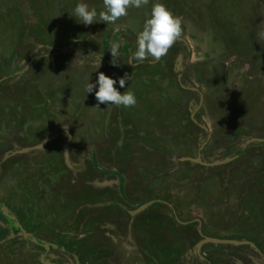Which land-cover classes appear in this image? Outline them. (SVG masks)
Listing matches in <instances>:
<instances>
[{"label": "flooded vegetation", "instance_id": "obj_1", "mask_svg": "<svg viewBox=\"0 0 264 264\" xmlns=\"http://www.w3.org/2000/svg\"><path fill=\"white\" fill-rule=\"evenodd\" d=\"M17 1L19 2V0ZM28 1L32 4L37 1L40 2L35 8H28L27 6V9L18 10L16 7L18 3L15 4L16 0H0V11L3 10L9 15H4L2 12L1 14L7 16L9 20L12 19V17L14 20L16 19V21L20 23L17 30L19 29L18 32L23 34V39L18 42L21 52L19 51L20 54L18 58H13L12 62L19 64L20 61L23 62L26 60L25 57L30 56L33 58L32 68L29 67L28 72H26L25 75L19 76V78L18 76H14L16 72L13 74L5 73V70H8V68L12 70L10 68L11 60L0 58V163L3 161L2 155L7 151H13L14 154L12 159L5 161V164L0 167V174L15 179L20 184H23V188L26 189H31L33 184L36 183L35 176L48 175L51 178V187L49 185L51 192L54 196L57 195L59 197L63 195L66 203L63 211L64 217L58 220V226L43 225L39 227L38 225L36 229L30 232L19 218H12L11 214L5 215L2 211V203H0V215L3 218V223L7 226L5 227V225L1 223L5 228L6 235L0 240V264H200V262L201 264H211L209 257L213 258V255L220 250L214 249L216 246L213 244H207L198 251L196 245L205 238L234 240L235 238L230 235L231 233H217V236L213 231L208 230L207 227L212 224V221L209 217L207 218L205 212L199 211V214L192 212V210H195L193 205L187 207L182 203L174 202L168 206V203L162 199L151 198L149 191L146 189L147 184L138 188L136 197L127 194L128 191L125 190V187H122L123 185H120V181V184L117 182L116 184L113 183L114 186L103 188L101 183L113 181L116 175H113L114 173L111 169H104L99 165L97 161L99 158L96 153H93V155L86 153L85 149H87V147L82 146L84 143L81 144L80 149V154L84 159H81L79 165L74 164L72 169H65L62 162L56 161L54 163L53 159L51 161L52 169L25 170L23 168L24 164H26L25 167H27L29 163L25 158L26 156H24L21 151L26 148L40 145V138H46L45 134L41 132L38 134L36 130L32 131L42 122L37 123L30 116V114L36 115L39 109L44 107L43 105L37 104V97L45 96L42 78L45 74L47 75L49 73V70L54 68L56 63L58 64L61 60L66 61L70 58L69 55H63L62 51L55 48L53 41L43 36L44 26L41 27L37 19L38 16L40 17L42 13H45V11L39 9L40 4L45 2L48 6L51 4V0ZM87 1L92 2L95 0ZM54 2L53 0L52 3L54 4ZM70 2L74 4L75 1L70 0ZM80 2H82V0H80ZM57 3L55 2L56 6ZM182 6L186 9L185 3L184 5L182 4ZM97 13L99 12L97 11ZM28 16L35 19L34 24L24 21V17ZM179 17L182 18L181 15ZM260 19V23L263 24L264 17L261 16ZM145 20L146 19L143 21L145 22ZM24 23L25 25H23ZM38 26H40V28ZM95 27L97 29V36H100L105 30V27L101 25L100 27L98 25ZM261 27L262 26L257 25L258 30L251 34L252 36H250L248 39L249 42H247L248 50L252 49L251 51L256 55L255 58L242 59L239 43L221 35L224 38V47L228 46L227 50L231 48V51L237 55L235 56V61H225L226 58L222 60L219 57V71L214 73L212 67L214 59L195 58L191 62L190 52L188 58H186V62L184 59L181 61L183 63L181 67L182 72L180 73L181 77H178V74H176L172 68L173 79L168 83V87H170L169 90L167 89L168 87H166L167 85L164 86L160 84L156 96L159 104L151 105L154 106L155 112L159 114L158 118H160L161 123L169 121L172 127L182 125L183 123L181 124V121L183 120L182 113L184 106H189L191 101L194 104H198V94L202 96L201 106L203 107L205 95H203V91L199 89L198 85L206 89H209V87L212 88L213 95L224 94L223 102H228L233 107H240L242 102H240L239 98H235V96L231 94V89L235 90L233 87L237 83L235 81L237 79L234 78L235 76L232 77V73L234 72H239L240 76L242 75L240 77L242 84L239 85L238 89L239 95L242 94V100L247 102H251L253 99L257 100L254 98V94L257 93H261V95L264 96V91L258 90L255 93L253 91V88L257 87L259 84L257 82V77L259 76L257 72H261L262 68L260 66L264 65V45L261 43L262 38L260 36L262 32ZM84 28L88 27L83 25L81 29ZM182 28L184 33L185 27L183 25ZM203 29L205 28L203 27L201 31H203ZM250 30H252L251 27L249 28V31ZM50 33L52 32L50 31ZM94 42L96 41L92 40L90 34V38H85L82 43L83 45L86 44V47H83V51L86 54L88 53L94 56L93 61L90 63L85 62L83 67L93 68L94 61L98 56L102 57L100 66H111L112 58L106 59V55L102 53L99 54L96 50V46H94ZM125 42L127 43L129 41L125 39ZM121 44L123 43L121 42ZM128 45L131 47L130 42ZM176 45L177 51L173 50L172 53L170 52L169 55H166V60H173L174 57L177 58L180 54L183 55L184 52L187 53V51L189 52L190 50L185 41H178ZM127 49L128 48L125 47V50ZM125 50L122 49L118 60L120 61L121 59L128 67L137 66L134 62H132L131 65L129 64L130 53L126 54ZM128 51L131 52L132 50L128 49ZM199 54L200 53H198V55ZM124 58L127 60H124ZM188 59L189 62L187 61ZM145 62L149 66L153 64L149 61ZM172 62L174 63V61ZM16 64L12 66H16ZM157 69L160 70L161 75L166 73L169 75L166 67L162 68V65H159ZM17 72H20V70ZM214 76L215 78L212 80V83H210L209 78H213ZM155 77L156 76L153 78L154 81L157 78ZM192 77L196 80L197 84L192 85ZM145 85L150 87L148 84ZM186 85L195 88L197 93L187 89L189 87ZM133 89H135V87ZM175 91L177 93H181V91L189 93L187 99L189 101L187 103L186 101L182 102L181 96L174 95L176 93ZM148 92V90L143 93L139 91L138 95L148 97ZM165 94L169 95L170 99H165ZM248 95L250 98H248ZM145 103L146 102L143 104L144 106ZM168 103H170L169 107L167 106ZM167 108L170 110L175 108L177 111H182V113L174 118H168L167 116L169 113ZM185 111L187 112V110ZM196 113L198 112L193 111V115L196 116ZM185 117L189 121L190 114H186ZM111 128H113L112 125H102L99 129L101 134L99 138H101V141L99 139H97V141L106 144L109 148H114L118 145V141H116L115 138V134L116 132L118 133V130L116 128ZM142 129H146V127L143 126ZM56 132L58 133V141L56 139L52 144L56 147L57 142L59 144L58 149H60L61 146H64L63 143H67V139L61 140V136L65 132L62 128L58 127ZM143 132L147 134L145 131ZM206 136L208 135H202L203 138ZM171 137V142L168 146L165 147L160 143L154 142L156 144V146H154L155 150H151L148 147L145 150L157 151L166 148L167 150H171V152L168 153V155H171L176 152L175 149H171V145L173 143L180 144V142L176 141V137ZM147 138L148 137L144 140L137 139L135 142H147V140H150ZM91 140L93 139H89L88 141L90 142ZM153 141L159 142L160 140L154 139ZM119 149L121 150V148ZM53 151L54 150L49 149L47 145L42 151L35 150V154L31 156L33 157L32 159L36 158L35 160L38 159L40 164L45 165V163L49 162V156L52 158L54 157ZM186 151L187 150H184V153H186ZM45 155L46 158L44 159L43 157ZM146 166L148 165L146 164ZM115 172L118 173L119 178L120 176L123 178L122 180L124 183V177L119 175L118 170ZM145 172L147 171L145 170ZM145 172H142L140 167L136 171L137 176L141 173L145 175ZM155 172L161 176L165 173L162 170ZM146 175H148V173H146ZM145 180L147 181V179ZM98 186L101 188H98ZM139 189H141V191ZM121 190L122 192L120 193ZM260 190L262 192L263 188H260ZM163 194H165L164 191ZM137 210H139V213L136 212ZM196 212H198V210ZM254 215L256 216V214ZM259 220L260 219L254 221L257 223ZM153 224L158 226L160 232L169 231V233H173L176 237L180 238L172 244L166 243L167 247L164 243L162 247L160 244H157V247L153 246L150 243L151 237H154L151 231L156 230ZM23 232L30 234L29 238H23L25 244L28 245V241L33 242L34 247L37 248L38 251H41L40 254L26 257L29 255L27 249H24L23 245L17 247L12 246L11 249L8 250L6 245L7 242H5L6 238H9L8 240H14L15 237L12 235L19 236ZM218 246L220 248L227 247L225 245ZM262 251L264 250L260 249V251H255L252 249L255 255L258 257L262 256L259 262L264 258V253ZM29 253L31 252L29 251Z\"/></svg>", "mask_w": 264, "mask_h": 264}, {"label": "rangeland", "instance_id": "obj_2", "mask_svg": "<svg viewBox=\"0 0 264 264\" xmlns=\"http://www.w3.org/2000/svg\"><path fill=\"white\" fill-rule=\"evenodd\" d=\"M52 1L53 0L50 1L51 4H49L48 6L45 2L40 4L39 9L45 11V13H42L40 17L39 16L37 17L38 22H40L39 25L41 27L44 26V30L45 27H48L51 30L52 37L54 40L53 45L55 48H58V50L62 51L63 55H69V56L74 55L75 57L78 56L79 58H82L84 63L92 62L94 57L92 56V54H88V53L86 54L83 51V47H86V44L83 45L82 43L85 40V38L87 37L90 38V34L92 40L98 41L101 43V45H103L100 48V51H102L101 53L103 55H106L105 56L106 59H109L111 58V55L109 53L110 45L111 42L115 40H120L123 43L121 44L120 52L122 51V49L125 50V47L131 49L133 52L136 51L137 35L139 31L142 30L144 24L143 20L149 18L153 4L162 3L166 6V8L170 12H172L174 16L177 17H179L180 15L182 16L183 18L182 25L186 28V32L183 33L182 38L178 41H182V42L185 41L186 45L190 49L189 52L188 51L187 53L184 52L183 55L180 54L177 58L174 57L173 60L170 61L168 59L166 60L165 59L166 56H165L160 61L151 64L152 66H149L146 62H144L143 64H139L135 67L127 66L126 71L125 68L117 71L119 76L118 79L124 77L125 74H128L130 76L129 80L126 81L125 87L122 88V90L123 92L132 91L135 94L137 100L135 107L124 108L121 110L118 109L117 115L113 114V116L118 118L120 122H122L121 120H123V123L125 125L131 127L130 131L128 132L129 134L134 133V131L137 130L138 128L139 129L143 128V123H144L143 115H142L143 111H141V109L149 110V108H151V105H154L153 102L145 106L141 105L144 104L146 97L139 96L138 92L142 91L143 93L146 92L147 90L148 91L155 90L154 87H157L159 84L157 83V80L161 81L162 79L167 78L169 79L167 81H171L173 79L172 68L173 71L176 74H178L177 76L181 77L180 73L182 72L181 67L183 65L181 61H183L184 59L186 62V58H188L190 52H191V60H190L191 62L195 58L214 59V62L212 63V67L215 73L219 71V67H218V64L220 63L218 62L219 57L222 60L226 58L225 61L229 58V56L230 58L233 57L231 55L233 53V51H231V48L227 50L228 46L224 47V38L222 36L234 41H238V38H240L241 39V43L239 42L240 43L239 46L241 47L240 51L244 52L248 50L247 42H249L248 39L250 38V36H252L251 34H253L254 31L258 30L257 25L262 26L261 27L262 32H264V27H263L264 23L263 24L260 23L261 20L260 17L261 16L264 17V0H149V4L140 9L129 8L128 15L118 20L115 25L104 24L103 22L99 21V17L97 16L96 23L86 26L88 28H84V29H81L84 24H82L79 19L73 16V11H72V9H74L76 4L80 3V0H74L75 1L74 4L70 2V0H59L58 3L56 2L57 6L55 5V2L53 4ZM39 2L40 1H37L32 4L28 0H19V2L16 0L15 4L18 3L16 7L18 10H20V9H27V6L28 8L30 7L35 8ZM82 2L88 4L89 9L95 8L96 11L98 12L103 10L102 0H98V1L95 0L92 2H88L87 0L85 2V0H82ZM184 3L186 9L185 7L182 6V4L184 5ZM1 12L4 15H9L7 12H4L3 10L0 11V58L1 59L7 58L11 60L10 68L12 70H9L8 68V70H5V73L13 74L16 72L14 76H18L19 78V76L23 74L25 75V73L28 72L29 67L32 66L33 58L30 56L25 57L26 60H24L23 62L20 61V63L22 62L21 64L20 63L16 64L12 62V59L16 57L18 58L21 52L19 50L18 42H20L23 39V34L21 35V37H19V32H18L19 29L17 30V27L19 26L20 23H18L16 19L14 20L13 17L12 19H10L11 20L10 21L9 18L7 16H3ZM24 21L33 24L35 23V19L29 16L24 17ZM23 25H25V23ZM96 25H98L99 27L100 25L102 27L103 26L105 27V30L102 32L100 36H97L96 34L97 31L95 27ZM40 26L38 27L40 28ZM116 26H120L122 30L119 34L114 35L113 29ZM249 26L252 29L250 31H249L250 28ZM203 27L205 29L201 31ZM105 31H108V33L105 34ZM85 34L87 36H85ZM125 39H127V41L131 43V47L130 45H128L129 42L127 43L125 42ZM178 41L176 43H178ZM261 43L264 45V38H262ZM176 47L177 45L175 44L169 50L167 55H169L170 52L172 53L173 50H176L177 49ZM128 49L125 50L126 54L133 53L132 51L131 52L128 51ZM198 53L200 54L198 55ZM234 59L230 61H235ZM124 60L127 59L124 58ZM172 61H174V63ZM187 61L189 62V59ZM14 64H16V66H12ZM159 65H162V68L166 67L168 69L169 75L167 73L163 75L159 74L160 70L157 69ZM19 70L20 72H17ZM257 73L258 75L261 74L259 71ZM154 76L157 77V78L155 77L156 78L155 81L153 80ZM241 76L239 72L232 73V77L237 79L235 80L237 83L233 87V89L235 90L231 89V94L235 96V98H239L240 102H242V104H240L241 109H245V107L247 106V110L250 112V114L246 115V117L244 118L246 123L243 124V122L240 119V117H242V114L236 113L233 119L231 118L232 123L229 126V131L228 129L223 128L224 121L226 120H223L222 116L219 117L217 113V106L225 110H228L229 108H230L229 110H231L233 106L230 105L228 102H223L224 94L213 95L212 88L209 87V89H206L198 85L199 89L203 91V95H205L204 97L205 101L203 103V109L199 110L198 113H196V117L199 116L198 118L200 119V121L204 123L206 127H208V129L211 126V133H209L210 134L209 137L206 136L207 138L206 137L202 138L201 136L199 138V135L197 134L194 135V131L192 129H189L188 137L186 139H183L182 144L186 145L185 149L188 151H191V149H193L195 154L194 156H196L200 152L204 160L206 158L207 162H212V161H216V160L218 161L224 159L225 157H228V155L232 156L234 153H236L235 155L242 154L243 143L245 139L247 140L249 139V137H252L251 132L255 128L254 125L256 124L258 125V127H261L264 124V116L258 118L260 113H264V110L263 112L262 110H260L259 107L260 102L258 101V99L263 101L264 97L263 96L259 97L261 94L257 93L254 94V98H256L257 100L253 99V101L251 102H247V101L244 102V100H242V94H240L241 95L240 96L238 93L239 85L242 84L240 80ZM214 78L215 76L213 78L212 77L209 78V82L212 83V80ZM191 80H193L192 85L197 84L196 80L193 79V77ZM145 84L150 85V87L149 86L147 87V85ZM134 87L135 89H133ZM187 87L192 88L191 86H187ZM261 89H262L261 85L258 84L257 87L253 88V91L255 93L258 90L261 91ZM95 91L96 88H94L93 92L90 94H86L84 91V93L87 95V97H84L87 99L86 103H84L82 100V105H86L85 110L83 109L80 112L79 116L77 117V119H75V122L72 124L73 127L76 128V138H75L76 142H79V138H83L84 143H86L93 136L95 138L96 137L98 138L101 135L99 129L101 125L104 124L103 116L105 115L103 113H105L106 115L109 114L108 117H111L110 111L115 108L107 104L97 105V101L95 99ZM156 96L157 95H153V94L149 95V99H152V97H156ZM248 98H250L249 95ZM235 110L238 112L241 111L238 109ZM147 113L144 114V116L149 115ZM253 119H254V123H252ZM92 121L94 122L98 121L96 127L95 126L93 127L94 129H91ZM256 121H258L257 122L258 124L256 123ZM124 127L123 126L119 127L118 133L116 132L115 134L116 141L121 143V146L124 145V143H126L123 137ZM164 127L165 126H162V128ZM72 131L75 132V130ZM246 133H248V135H246ZM262 133L263 135L261 136L264 137V131H262ZM178 139L179 138H177V141ZM202 142L205 143L201 148L202 149L201 150L200 146L203 144ZM93 148L94 146H92V144L91 145L89 144L87 146V149H85V152L89 153L90 155L91 152L95 150L94 152L97 154L96 146L94 149ZM133 148L134 146H131L130 148V153H131L130 157H136L133 156L136 154H142L143 156H146V154H144V151H142V148H138L136 150H134ZM262 148H264V146H262ZM178 152L180 153V151ZM184 155H186L184 157H189L187 153H184ZM108 159L112 160V158H108ZM97 161L98 163H102L101 158L97 159ZM134 163L135 162H131V163L124 162L120 164L117 163L116 169L117 170L119 169L118 170L119 175H122L124 177V172H125V170L122 171L120 169L127 170L128 167L130 166L134 167L135 165H137L138 168L139 164H134ZM153 164L154 162L151 163L149 166L142 164V166H140L141 171L145 172L146 170L147 172L144 173L145 175H142L141 173L140 175L137 176V177L141 176V178L147 179L146 189L149 191V195L151 198H155L159 200L162 199L168 203V206L174 202L182 203L187 207H191V202L194 201H195V205L197 204L198 206L205 203L204 201L206 200H204V198L201 196L203 192L199 190L197 193L196 190L194 189V187L197 184H199V182H201V180L204 177L202 169H200V171L199 170L193 171V173L195 174H192L191 172L189 173L187 167L183 168L179 162L177 163V161L176 162L174 161L172 163V166L167 167L166 170L164 171L165 173L162 174L163 176H161L155 172L158 170L156 169V167H154ZM102 168L105 169V166L103 165ZM106 169H110V168L107 167ZM232 170L233 168L228 169L222 175L224 176L223 178L225 181H228L230 179V182L234 184L237 178V176L234 174H238V171H232ZM111 171L114 173L113 175H116L117 177V178L115 177L113 181H110L111 186H114L113 184L114 182L116 184L119 181L121 182V184L120 182L119 184L122 186L123 178L121 176L119 178L118 173H116L114 170ZM146 173H148V175H146ZM188 174L189 176L192 174L191 177H194V179L192 180V178L188 177ZM220 179L222 180V177H220ZM194 180L197 181L195 182V184L193 185L187 184L190 181H194ZM216 180L220 181L218 178H216ZM224 180H223V184H224ZM101 184L103 186V183ZM204 184H206L207 187V189H205L206 187L204 188V193L209 192L210 187L214 188L217 192L220 193L219 190L220 184L219 182L216 183L214 178L208 177V179H205ZM248 186H252V187L261 186L262 188H264V184L261 185V184L251 183ZM184 189H186V191ZM139 190L141 191V189ZM163 191L165 194H163ZM121 192L122 190L120 191V193ZM136 193H138V188H135L132 191L128 190L127 192V194H131V196H135V197L137 195ZM198 197L200 200L196 199ZM8 201L10 204L14 203V201H12L11 199H9ZM3 202H5V200H3ZM245 203L246 202H244V204ZM2 205H4V203ZM196 209H198V207H195V210H192V212L199 214V212H196ZM254 214L256 213L252 212L248 214L247 217L242 218L247 225H254L252 222V218ZM263 221L260 219L258 222L261 223ZM251 232L253 231L251 230ZM253 234L255 233L253 232ZM257 249L264 250V246L262 245L258 246ZM262 252L264 253V251Z\"/></svg>", "mask_w": 264, "mask_h": 264}, {"label": "crops", "instance_id": "obj_3", "mask_svg": "<svg viewBox=\"0 0 264 264\" xmlns=\"http://www.w3.org/2000/svg\"><path fill=\"white\" fill-rule=\"evenodd\" d=\"M59 0H55V2H58ZM33 24V23H31ZM264 27V26H263ZM50 29L48 27H45L43 36L46 38H49L51 41L54 40L52 37V33H50ZM109 31V30H108ZM108 31H105V34L108 33ZM186 32V28L185 31ZM87 33V32H86ZM85 36H87L85 34ZM234 41V40H233ZM226 42V41H225ZM241 43V39L238 38L237 43ZM93 43V42H92ZM239 43V45H240ZM94 46H96V50L101 54L102 51H100V48L103 46L100 42L96 41L94 42ZM253 48V47H251ZM250 50L244 51L241 54L242 59H248V58H255L256 55L254 52ZM233 57L229 60H232L235 58V53L233 52L231 54ZM88 59V58H87ZM227 59V60H228ZM116 63L117 66H100L98 69L93 66V68L89 67H83L84 61L82 58H79L78 56L75 57L74 55L70 56L69 59L66 61L61 60L58 64L54 65V68L49 70L48 74L42 78V85L44 86V97H37L38 105H43V108H40L39 111L36 113V115H31V118L35 122H42L39 123L37 128H34L35 131L38 132V134L41 132L46 135V138H40V144L45 143V146L42 150L46 148L48 145L49 149L54 150V157L52 158L49 156V162L45 163V165L40 164V161L37 159H32L33 157L31 155L35 154L34 151L25 153L24 156H26V160L28 161V166L25 167L26 164H24L23 168L26 169H43L46 170V168L52 169L51 161L55 163L56 161L62 162L65 169H72L74 167V164L79 165L81 162V159H84L83 156L80 154L81 144H83V138H79L80 142H76V128L73 127V123L75 122V119L79 116L80 112L84 109L86 105H82V100L84 103H86L87 99L84 97H87V95L84 93V86L86 83H96L97 80V73L102 72L109 78H112L117 81V84L115 87L117 90L121 93L123 92L122 88L119 87V79H118V70L124 69L127 70V65L123 63V61L120 59V61L117 59ZM238 66V65H237ZM262 68L261 74L257 77V82L261 85V91H264V65L260 66ZM160 74V72H159ZM244 79V78H243ZM169 79L164 78L161 81L157 80V83L164 85V82ZM170 81H167V86ZM158 84L157 87H154L155 90H149V95H157L158 93V87L160 86ZM170 85V84H169ZM171 86V85H170ZM98 87V86H97ZM148 87V86H147ZM170 87L167 89L169 90ZM175 89V88H174ZM176 92V91H175ZM124 93V92H123ZM121 93V94H123ZM261 94V93H260ZM174 95L180 96L181 93H175ZM263 95H260L259 97H262ZM264 97V96H263ZM169 98V95L165 94V99ZM170 99V98H169ZM189 100H186V103ZM260 102V110H264V99L263 101L259 100ZM145 105L151 104L153 102L154 104H159L157 97H152V99H149V96L146 97ZM183 102V101H182ZM245 102V101H244ZM202 101H200L198 104L193 103L192 101L189 103V106H184L183 113L182 111H177L175 108H172L171 111L169 108H167L168 113H170L167 117L168 118H174L178 114H181L184 116L186 114H190L189 121L192 125H177L172 127L171 122L167 121L165 123H161L159 114L155 112L154 106H151L149 110L147 109H141L143 111V126L148 127L147 131L150 136V140L138 142L131 144L134 146V150L138 148H142V151H144V154L146 156H143L142 154H136L133 156L136 157H130L127 159L126 163L129 162H135L134 164H139V167L142 166V164H147L148 166L154 162V167L158 169V171L162 170L165 171L166 168L172 166V163L177 161L181 164V166L187 167V170L191 173L193 171L202 169L204 177L197 184L194 189L198 193L199 190H201L202 197L204 198L205 203L198 206L195 205V201L191 202V205L194 207H198V212L203 211L207 214V218L212 221V224L207 227L208 230L213 231L215 235L217 233L223 234V233H231L237 242L241 243L237 246L242 247H226V248H220L219 246L214 247V249L217 250H226L230 252L229 256L225 259L224 264H264V258L261 262H259L262 259V256L258 257L252 252L253 244L255 246H264V222H255L254 220L261 219L264 220V188L261 192L260 188L261 186H248L251 183L254 184H264V137L262 131H264V124L261 127H258V125H254V129L251 132L252 137H249V139H245L243 143V152L242 154L235 155L234 153L232 156L228 155V157H225V159H230L226 164L219 165L216 167H202L199 165H192L187 162H182L181 160L184 158H195L194 156V150L191 149V151H186L187 155L189 157H184V145L182 144L183 140L180 137L178 139L181 141L180 144L173 143L171 146L173 149L176 150L175 153L168 155V153L171 152V150L159 149L157 151H146L145 149L150 148L151 150H155L154 146H156L155 143H160L163 146H168L171 142L170 137L172 134H176L178 130H180V134L183 130L188 131L189 129H192L194 131V135H199L202 137V135H208L211 133V126L206 127L204 123H202L198 117L193 115V111H199L203 109L201 106ZM143 105V104H141ZM48 107V108H47ZM115 107V106H113ZM216 107V106H214ZM213 107V108H214ZM47 108V109H46ZM210 108V107H209ZM118 109H124L123 106L121 107H115L110 111L111 117H108L109 114L103 113L105 116H103V126H113L111 129H118L121 126H126L122 122L118 120L113 114L117 115ZM230 109V108H229ZM225 110L223 108H219L217 106V113L219 117H223L224 121V127L225 129H228L229 126L232 123L231 118L233 119L234 115L236 113H241L242 117H240L241 121L245 122L246 115L250 114V112L247 110V106L245 109H241L240 107H232L231 110ZM235 109L241 110V112L236 111ZM91 110V109H89ZM88 110V111H89ZM184 110H187V112H184ZM87 111V110H86ZM140 112V111H139ZM148 112V113H147ZM102 113V112H101ZM149 114L145 115L144 114ZM200 113V112H199ZM262 114V115H261ZM264 116V113H260L258 118H261ZM93 118V117H90ZM130 118V117H129ZM148 122V125H146V122ZM192 119L195 121H198V124L196 125L192 122ZM98 122V121H97ZM97 122L92 121V128L95 126ZM258 121H256L257 123ZM254 123V119L252 121ZM258 124V123H257ZM41 125V126H40ZM250 125V124H249ZM102 126V125H101ZM162 126H165L162 128ZM204 127L206 130H203L201 127ZM62 128L64 130V134L61 136V140L63 141L65 138L67 139V143H63V147L61 146L59 148V144L56 142V147L52 144L54 140L57 139L58 141V133L57 128ZM72 130H75L73 132ZM71 131V132H70ZM156 135V137H155ZM248 135V133H246ZM250 135V134H249ZM164 137V138H163ZM206 137V138H207ZM203 138V137H202ZM44 139V140H43ZM90 142L87 141L82 146L87 147L89 144L92 146H96V152L97 156L103 163H99L102 166L104 165L105 168H110L111 170L116 171L117 162L114 160V155L118 154V152H121L120 146L121 143L117 142L118 145L116 147H107L106 144H102V142H98L97 139L101 141V138H95L94 136L91 137ZM154 139L160 140L153 141ZM43 140V141H42ZM177 141V140H176ZM155 142V143H154ZM198 142V139H197ZM205 143V142H202ZM201 143V144H202ZM231 145V144H229ZM207 147V145H206ZM93 148V149H94ZM109 149V150H108ZM41 150V151H42ZM204 150V149H203ZM95 151V150H94ZM180 151V153L178 152ZM202 152V151H201ZM95 152H91V155H93ZM177 153V154H176ZM200 158L203 162H207L206 158L202 157L201 153ZM30 155V156H29ZM131 155V154H130ZM14 157L13 151H7L5 154L2 155L3 161L0 163V167H2L5 164V161L12 159ZM46 158V155L43 157ZM112 158V160L108 159ZM114 160V163H113ZM223 160V159H221ZM217 161V160H216ZM158 162V163H157ZM208 163V162H207ZM167 165V166H166ZM114 166V167H113ZM113 167V169H112ZM136 167V168H135ZM138 167V168H139ZM137 165L134 167L130 166L126 169H120L124 172V183H122V187H125V190H134L135 188L143 187L145 184H147V181L144 178H141V176L137 177ZM232 171H238V174H234L237 176L236 181L234 184L230 182V179L228 181L224 180V172L228 169H232ZM119 170V169H118ZM217 173V174H216ZM3 174V173H2ZM195 174V173H193ZM35 176V174H34ZM192 174L188 177L194 179V177H191ZM208 177H212L215 179V182H219V190L220 193L217 192L214 188L210 187L209 192L204 193V188L206 187V184H204L205 179H208ZM222 177V180L220 179ZM36 183L33 184V187L30 189L23 188V184H20L15 179H11L10 177H7L6 175L0 174V203H4L2 205V211L5 215L11 214V217H17L22 222L23 225L26 227V229L30 232L36 229L39 225V227L43 225H52V226H58L60 219L64 217L63 211L65 209V197L63 195H60L59 197L57 195L54 196V194L51 192V178L48 175H38L35 176ZM216 178H218L220 181H217ZM224 180V184H223ZM197 182L196 180L190 181L187 184H195ZM227 182V183H226ZM99 183V182H97ZM115 183V182H114ZM119 184V183H118ZM50 185V187H49ZM111 182H103V188L110 187ZM248 187V188H247ZM98 188H101L98 186ZM207 189V187L205 188ZM186 191V189H184ZM184 191V192H185ZM253 193H251V192ZM9 199L14 201V203L10 204ZM196 199H199L196 198ZM5 200V202H3ZM200 200V199H199ZM25 202V203H24ZM244 202H246L244 204ZM196 210V211H197ZM208 211V213H207ZM213 211V212H211ZM256 213L252 218V222L254 225H247L243 217H247L250 213ZM254 219V220H253ZM3 218L0 215V240L3 239V236L6 235L5 228L2 226ZM5 225V223H3ZM154 228L156 230L151 231L153 232V236L150 239V243L157 247V244H160V246H166V243H174L178 241L180 237H176L173 233L167 232H160L158 230V226L156 224H153ZM5 227H7L5 225ZM251 230L253 232H251ZM11 236V233H10ZM15 237L14 240H8L9 238H6L7 242V248L8 250L11 249L12 246H20L23 245L24 249H27V253L31 257L32 255L35 256L37 254H40V250L38 251L37 248L34 247L33 242L28 241L26 245L23 241L26 238H29L30 234L22 233L19 236L12 235ZM21 236V237H20ZM218 236V235H217ZM20 238V239H19ZM24 238V239H23ZM234 239V240H235ZM31 240V238H30ZM162 242V243H161ZM164 243V245H163ZM261 243V244H260ZM169 244V245H170ZM28 246V247H27ZM29 251L31 253H29ZM211 264H220V258L219 256H214V258L209 257ZM181 263V261H180ZM179 264V263H178Z\"/></svg>", "mask_w": 264, "mask_h": 264}, {"label": "clouds", "instance_id": "obj_4", "mask_svg": "<svg viewBox=\"0 0 264 264\" xmlns=\"http://www.w3.org/2000/svg\"><path fill=\"white\" fill-rule=\"evenodd\" d=\"M103 10L97 13L95 8L89 9L88 4L80 2L73 9V15L85 26L96 23L97 16L99 21L104 24L115 25L118 20L128 15L129 8L140 9L149 4V0H102ZM183 20L181 17L174 16L162 3L152 5L149 18L145 20L142 30L139 31L136 38V51L129 56V64L132 62L143 64L145 61L156 63L165 57L169 50L183 36ZM122 28L116 26L113 34H119ZM264 38V32L260 33ZM121 41L111 42L109 53L111 55V64L117 66L116 60L120 56ZM102 57H96L94 66L98 69ZM130 76L125 74L118 83L120 88H124L126 81ZM117 81L109 78L104 73H98L96 83H86L84 91L86 94L95 91L97 105L107 104L109 106L132 108L136 106L137 100L132 91H125L121 94L115 85ZM167 81L164 82V86ZM98 86V87H97Z\"/></svg>", "mask_w": 264, "mask_h": 264}, {"label": "water", "instance_id": "obj_5", "mask_svg": "<svg viewBox=\"0 0 264 264\" xmlns=\"http://www.w3.org/2000/svg\"><path fill=\"white\" fill-rule=\"evenodd\" d=\"M189 89L190 91H193L195 93L196 92V89L195 88H187ZM199 96V102L202 101V96L200 94H198ZM192 122L194 124H196L197 126L200 125L198 124L197 121H195L194 119H192ZM201 127V126H200ZM203 130H206L204 127H201ZM204 143L200 146V149L203 147ZM45 146V143H41L40 145L36 146V147H31V148H26V149H23L21 151L22 154H25V153H28V152H31V151H35V150H42L43 147ZM202 150V149H201ZM200 153V152H199ZM197 154L195 158H184L182 159L181 161L182 162H187V163H190L192 165H199V166H202V167H216V166H219V165H224L226 164L230 159H223V160H218V161H212V162H203L200 158V154ZM136 212L139 213V210H137ZM207 244H213V245H225L227 247H230V246H233V247H242V246H237L241 243L237 242L236 240H220V239H214V238H205L203 239L202 241H200L197 245H196V249L199 251L201 249V247H203L204 245H207ZM253 249L256 251V250H259L260 249H257V247L253 244ZM230 252L228 251V249L226 250H220L218 252H216L214 255H213V258L214 256H219L220 258V264H224L225 262V259L229 256ZM202 257V256H201ZM204 258V257H202ZM201 264V262H200Z\"/></svg>", "mask_w": 264, "mask_h": 264}, {"label": "trees", "instance_id": "obj_6", "mask_svg": "<svg viewBox=\"0 0 264 264\" xmlns=\"http://www.w3.org/2000/svg\"><path fill=\"white\" fill-rule=\"evenodd\" d=\"M21 32V31H20ZM21 35L22 34H20L19 33V37H21ZM177 89V88H176ZM181 101H186L187 99H188V97H189V93H187V92H182L181 91ZM168 107L170 106V103H168V105H167ZM171 111V110H170ZM184 112H186L185 110H184ZM170 114V113H169ZM183 123V124H182ZM191 122L190 121H188V119H186V117H185V115L183 116V120L181 121V124L183 125V127L185 126V125H191L190 124ZM148 124V123H147ZM192 126V125H191ZM130 129H131V127H129L128 125H126L124 128H123V130H124V135H123V137H124V139H125V142L126 143H124V145H122L121 146V148H122V151L121 152H118V154H116V155H114V160L118 163V164H120V163H126V161H127V159H128V157L130 156V148H131V144L133 143V142H135V140H137V139H145L146 137H149L150 138V136H149V133H148V131H146L147 129H148V127H146V129H137V130H135L134 131V133H131V134H129L128 132L130 131ZM117 130H119V128L117 129ZM181 130V129H180ZM180 130H178L177 132H175L176 134H172V136L173 137H176V139L177 138H180V137H182V140L183 139H186L187 137H188V132H189V130L188 131H186V130H183L182 131V133L180 134ZM143 131H145L147 134H145ZM155 137H156V135H155ZM164 138V137H163ZM171 138L172 137H170V140H171ZM148 139V138H147ZM136 143V142H135ZM185 147L186 146H184V150H186L185 149ZM171 149H173V147H171Z\"/></svg>", "mask_w": 264, "mask_h": 264}]
</instances>
